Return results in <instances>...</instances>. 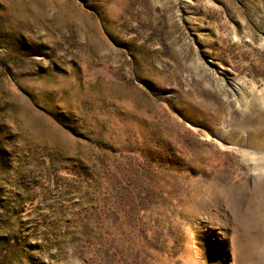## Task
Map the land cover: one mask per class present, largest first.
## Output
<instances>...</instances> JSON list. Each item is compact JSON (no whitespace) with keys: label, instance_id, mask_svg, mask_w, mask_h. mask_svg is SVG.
Wrapping results in <instances>:
<instances>
[{"label":"rangeland","instance_id":"374dc122","mask_svg":"<svg viewBox=\"0 0 264 264\" xmlns=\"http://www.w3.org/2000/svg\"><path fill=\"white\" fill-rule=\"evenodd\" d=\"M262 200L264 0H0V264H238Z\"/></svg>","mask_w":264,"mask_h":264},{"label":"bare ground","instance_id":"6f19581e","mask_svg":"<svg viewBox=\"0 0 264 264\" xmlns=\"http://www.w3.org/2000/svg\"><path fill=\"white\" fill-rule=\"evenodd\" d=\"M264 200L252 202L243 217L240 225L235 227L233 239V250L238 264H264V249L257 250L264 241Z\"/></svg>","mask_w":264,"mask_h":264}]
</instances>
